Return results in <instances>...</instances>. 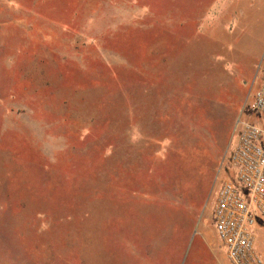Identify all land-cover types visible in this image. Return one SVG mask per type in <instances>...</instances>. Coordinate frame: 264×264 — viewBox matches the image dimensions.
<instances>
[{"label":"rangeland","instance_id":"rangeland-1","mask_svg":"<svg viewBox=\"0 0 264 264\" xmlns=\"http://www.w3.org/2000/svg\"><path fill=\"white\" fill-rule=\"evenodd\" d=\"M214 2L0 0V264H226L214 180L260 117L264 0L230 39L196 32Z\"/></svg>","mask_w":264,"mask_h":264},{"label":"built area","instance_id":"built-area-1","mask_svg":"<svg viewBox=\"0 0 264 264\" xmlns=\"http://www.w3.org/2000/svg\"><path fill=\"white\" fill-rule=\"evenodd\" d=\"M249 106L264 120V69ZM257 119L237 118L226 165L214 180L212 223L227 264L264 263L253 231L257 216L264 224V127Z\"/></svg>","mask_w":264,"mask_h":264},{"label":"crops","instance_id":"crops-1","mask_svg":"<svg viewBox=\"0 0 264 264\" xmlns=\"http://www.w3.org/2000/svg\"><path fill=\"white\" fill-rule=\"evenodd\" d=\"M261 6H262V0H215V2L212 3V5H204L203 7H200L199 9L197 8V11L203 10V13L201 16L200 15L197 16V14H195L196 15L195 20L197 21V25H198L196 28V32H198V33L201 32V28H202L201 26L202 25H204L205 27H209V25L207 24V20H208L209 15H211V16H218L219 15L217 20H218V25L221 28V31L218 32V37L220 35H222V36H224L223 39H225V37L230 39L234 35L233 31H232V30H234L233 28L235 27L237 29L238 27H240V29L242 30L244 24H246V23L248 24V22H247L248 19L259 14V11H261V9H262ZM226 15L231 19V23L229 24L228 30L226 29L227 25H225V23H224ZM241 21H243L242 25H241ZM199 22L201 23V25H199L200 24ZM221 25H222V27H221ZM223 39L221 40V42L223 41V43H224L225 41ZM231 40L233 41V39H231ZM205 52L206 51H203L202 53H205ZM202 57L204 58L205 56L203 55ZM219 57L217 59V62H215V63H217V65L214 66V68L223 69L225 67V61L222 59V57L220 55H219ZM204 62L205 61H203L202 63H204ZM224 71H226V70H224ZM257 120H258V123H260V125L264 127V120L259 119V118ZM212 233H213L214 243L218 244L214 228L212 229ZM206 241L208 242V240H206ZM210 245L211 244L208 242V249L210 251H212ZM256 247L264 256V252L261 251L258 248V246H256ZM221 253L223 254V252H221ZM223 257H224V254H223ZM202 260H204V261L201 262V264H220L219 261H217V260L215 261L213 256L211 254H208V253L205 254V257H203ZM224 260H225V257H224ZM225 262H226V260H225ZM226 264H227V262H226Z\"/></svg>","mask_w":264,"mask_h":264}]
</instances>
